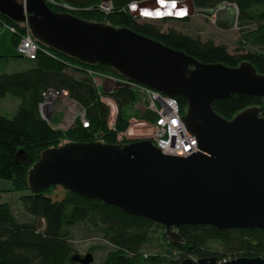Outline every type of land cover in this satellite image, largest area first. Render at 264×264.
I'll use <instances>...</instances> for the list:
<instances>
[{
    "label": "water",
    "instance_id": "95a60500",
    "mask_svg": "<svg viewBox=\"0 0 264 264\" xmlns=\"http://www.w3.org/2000/svg\"><path fill=\"white\" fill-rule=\"evenodd\" d=\"M160 1L169 4L147 0L134 3V12L163 8ZM174 3L189 15L195 12L191 0ZM0 14L27 21L32 36L48 47L87 64L107 65L128 81L167 96H182L181 120L200 149L181 157L162 154L150 139L65 142L40 153L28 170L30 190L59 185L97 199L162 225L172 243L182 242L177 227L186 224L264 230V117L259 107L249 106L226 119L211 105L233 93L264 96V73L247 61L235 67L204 63L130 28L55 12L45 0H26L25 5L0 0ZM72 259L90 264L93 255ZM177 264H264V257L224 262L217 256L187 257Z\"/></svg>",
    "mask_w": 264,
    "mask_h": 264
},
{
    "label": "trees",
    "instance_id": "16d2710c",
    "mask_svg": "<svg viewBox=\"0 0 264 264\" xmlns=\"http://www.w3.org/2000/svg\"><path fill=\"white\" fill-rule=\"evenodd\" d=\"M54 1L55 4L47 5L55 12H70L87 21L130 28L204 63L235 67L247 61L258 73H264V0H191L196 13L210 16L217 12L226 20L220 23L236 24L238 43L246 48L240 54L229 52L226 45L212 39L202 41L199 36L173 28L163 31L157 24L137 22L129 5L147 0ZM102 1L110 3L114 10L106 13L96 8ZM62 3L73 10L65 9ZM3 23L15 26L16 31L11 32L9 38L12 52L0 55V66L11 60H25L27 65L25 69L11 73L0 70V99L11 96L18 101L11 117L0 114V179L11 185L9 188L0 186V264H79L72 259L73 255L79 254L72 242L76 228L83 229L86 237L98 236L106 243L103 247L106 254L99 264H177L187 257L217 256L218 260L264 257V230L259 228L219 230L208 224L180 225L177 231L182 242L172 243L162 225L122 213L117 207L104 205L97 199H87L63 188L61 196H56L59 185H50L41 191L30 190L28 170L47 148L78 141L130 142L118 141L116 132L127 128L129 116L125 109L137 103L139 97L126 85L100 94L87 74L88 69L121 75L107 65L87 64L37 40L47 52L40 50L34 59L23 57L17 53L16 46L24 29L19 22L0 14V28ZM49 90L58 95L67 94L79 105L88 126L84 127L78 116L74 125L63 131L43 119L39 104ZM101 95L111 97L117 105L115 130L108 127L109 107L101 100ZM175 98L184 113V98L180 95ZM211 105L216 113L229 119L249 106L264 111V96L233 93L213 100ZM142 117L153 119L154 115L145 110ZM3 192L19 194L23 209L32 215L30 221L17 220L9 203L1 201ZM155 227L161 230L160 235L168 247L166 253L147 254L142 249L153 240ZM97 248L93 245L88 251L93 253Z\"/></svg>",
    "mask_w": 264,
    "mask_h": 264
},
{
    "label": "rangeland",
    "instance_id": "374dc122",
    "mask_svg": "<svg viewBox=\"0 0 264 264\" xmlns=\"http://www.w3.org/2000/svg\"><path fill=\"white\" fill-rule=\"evenodd\" d=\"M100 10L103 12L106 11V7L104 4H100L98 6ZM181 19H174V18H166V21L161 20H153V19H141L137 18V22H150L157 24L161 27V30L165 31L167 29L173 28L182 32H185L191 36H199L202 41L207 39H212L217 44H224L227 46L228 51L231 53H242L246 50L245 47H242L238 43L239 33L238 28L235 23L224 25L221 27L218 22H225V18L222 14L214 12L210 16L203 15L201 13L194 12L191 16ZM10 31L5 28H0V55L4 53H11L12 47L9 42L10 38ZM17 47V46H16ZM26 61L25 60H11L7 63L0 66V70L3 72H15L20 71L26 68ZM111 84H106L105 88L108 91ZM50 102H47L46 108L43 106L42 113L45 115L44 117L50 122V124L56 128L65 131L69 127L74 125V120L76 117L80 116L82 113V109L79 105L73 102L70 98L67 97V94H62L55 97H50ZM46 100L43 102L45 103ZM18 106V101L11 97L6 96L0 99V114L5 115L7 117H11L13 113L16 111ZM126 112L129 116L128 118V128L130 132L135 133L136 135L145 132V129H139L141 126V121L145 120L143 118V112L145 111L141 104L135 103L130 107H126ZM259 115L264 117V111L260 110ZM138 140L136 136H132L131 139L128 141H135ZM122 144V143H121ZM0 186L2 188H9L10 182L7 180L0 179ZM56 196H61L63 193V189L61 186H58L56 189ZM2 202H8L11 208L13 209L17 220H28L30 221L32 215L27 213L22 206V202L19 198V194L15 192H3L1 196ZM31 217V218H30ZM23 218V219H22ZM164 231V230H163ZM160 228L153 229V240L151 242L146 243L142 247L145 253L155 254V253H166L168 247L165 241L162 239L160 235ZM74 233V240L72 241L75 247L78 250L80 255L86 254L88 248L97 245V249L94 250L92 253L93 261L90 264H99L103 258L105 257L106 250L104 241L101 240L98 236H90L86 237L85 232L81 228L73 229ZM177 255L176 251H173Z\"/></svg>",
    "mask_w": 264,
    "mask_h": 264
},
{
    "label": "built area",
    "instance_id": "2783aa9c",
    "mask_svg": "<svg viewBox=\"0 0 264 264\" xmlns=\"http://www.w3.org/2000/svg\"><path fill=\"white\" fill-rule=\"evenodd\" d=\"M18 3H22L25 5L26 0H15ZM176 1H187V0H176ZM45 2L55 4L54 0H45ZM100 4H104L107 8L106 13L112 12L114 9L110 3L106 1H102ZM99 4V5H100ZM131 3L129 5V10L136 18L141 19H156L155 16L140 15L134 12L133 5ZM96 8H98V6ZM62 6L65 9L73 10L72 7L62 3ZM99 9V8H98ZM183 10L186 8H176V10ZM175 15V14H174ZM27 17V14L25 13ZM188 16H191V14ZM181 18V17H176ZM160 19V18H159ZM20 26L24 29L23 35L20 37L19 42L16 47V51L18 54L22 55L28 59H34L37 53L40 50L47 52L45 49L41 48L36 39L32 36L30 32V28L28 26L27 21L19 22ZM3 27L7 28L10 32H15L16 27L10 25L8 23H3ZM87 74L90 75L94 86L97 88L100 94L104 92H110L112 89L119 85H126L131 87L134 91L137 92L139 101L137 103L141 104L144 110L148 113L154 115L153 119H145L141 121V126L139 129H145V132L136 135L133 133L136 138L139 139H150L157 148H160V152L162 154L174 155L187 157L192 152L200 151L197 148V140L194 134H192L189 130L184 126L181 117L183 116V112H181V107L179 102L175 97L167 96L164 93L149 88L147 86L133 83L128 81L127 79L114 76L111 74H104L98 71H94L91 69L87 70ZM108 81L110 85L109 90L107 91L105 88V82ZM59 96L57 92L53 90H49L44 94V100L39 104L40 115L43 119L48 121L42 113L43 106L46 108L47 102H50V97ZM46 100L45 103H43ZM101 100L106 103L109 107V117H108V127L112 130H115V121L117 117V105L115 101L106 95H101ZM45 116V117H44ZM79 119L84 127L88 126V120L84 116V112L82 111ZM130 132V129L127 128L123 131L116 132V138L118 141L131 139L133 136ZM220 262L227 261V259L219 260Z\"/></svg>",
    "mask_w": 264,
    "mask_h": 264
},
{
    "label": "bare ground",
    "instance_id": "6f19581e",
    "mask_svg": "<svg viewBox=\"0 0 264 264\" xmlns=\"http://www.w3.org/2000/svg\"><path fill=\"white\" fill-rule=\"evenodd\" d=\"M170 1V0H168ZM166 3V4H165ZM168 2H163V1H160L159 4H161V7L164 6L163 8H160L157 9V10H151V9H146V10H143V11H140L141 14L143 15H148V16H156V17H159V16H175L178 17V16H184V15H187L188 14V10H176L177 7L180 8V6L176 5L175 6V3L174 2H169V4H167ZM155 8V7H154ZM137 11V10H136ZM139 11H137L138 13ZM154 20H161V19H154Z\"/></svg>",
    "mask_w": 264,
    "mask_h": 264
},
{
    "label": "crops",
    "instance_id": "0c3cea01",
    "mask_svg": "<svg viewBox=\"0 0 264 264\" xmlns=\"http://www.w3.org/2000/svg\"><path fill=\"white\" fill-rule=\"evenodd\" d=\"M218 24H220V25H221V27H224V24H223V23H220V22H218ZM106 84H109V82H108V81H106V82H105V86H106Z\"/></svg>",
    "mask_w": 264,
    "mask_h": 264
}]
</instances>
